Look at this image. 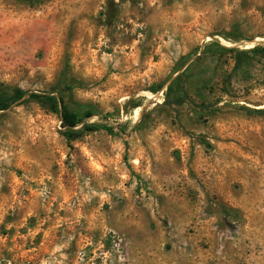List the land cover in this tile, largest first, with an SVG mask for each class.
Instances as JSON below:
<instances>
[{
	"label": "rangeland",
	"instance_id": "rangeland-1",
	"mask_svg": "<svg viewBox=\"0 0 264 264\" xmlns=\"http://www.w3.org/2000/svg\"><path fill=\"white\" fill-rule=\"evenodd\" d=\"M255 48L264 0H0V95L113 128L67 141L27 96L0 112V264H264Z\"/></svg>",
	"mask_w": 264,
	"mask_h": 264
},
{
	"label": "trees",
	"instance_id": "trees-1",
	"mask_svg": "<svg viewBox=\"0 0 264 264\" xmlns=\"http://www.w3.org/2000/svg\"><path fill=\"white\" fill-rule=\"evenodd\" d=\"M24 2L34 4L41 2L43 0H22ZM217 49L220 51H225L224 48L216 45ZM258 51L264 54V48H255L252 52ZM204 54V53H202ZM199 60V59H198ZM183 76V75H182ZM181 75H178L167 87L164 94L163 104L166 106H180L184 103L187 97V92L183 88L181 82ZM176 85V88L173 86ZM164 84H161L156 89L150 91L152 94L158 93ZM26 100H31L37 103L39 106L45 108L46 110L58 115L62 131L61 135L67 141H74L79 138L84 133H92L97 131H106L108 133H113V128L108 125L99 124L95 122H90V119L95 115L94 112L90 110H83L76 112L70 110L63 102L61 97H56L51 94H37V93H26L22 90H15L11 96L0 95V112L8 110L11 105L21 100L23 97ZM144 101V100H143ZM142 104H136L133 108L141 107ZM135 121L133 119L125 120L123 124L118 126L121 133H125L129 130L135 128Z\"/></svg>",
	"mask_w": 264,
	"mask_h": 264
},
{
	"label": "crops",
	"instance_id": "crops-1",
	"mask_svg": "<svg viewBox=\"0 0 264 264\" xmlns=\"http://www.w3.org/2000/svg\"><path fill=\"white\" fill-rule=\"evenodd\" d=\"M218 240L220 241L221 239L218 238ZM219 241H218V247H219V249L217 250V254H218V255L221 253V249H222V247L226 244L225 242H224V244H223V242L220 243ZM224 241H225V240H224ZM227 249L230 250V251H229V255H230V256H231V255L233 256V255H235V254H238V253H237V250H234V248H232V247H228ZM236 249H237V248H236ZM238 250H239V249H238ZM217 258H218V257H217ZM217 258H216V259H217ZM214 264H223V263H221L220 260L217 259L216 262H215Z\"/></svg>",
	"mask_w": 264,
	"mask_h": 264
}]
</instances>
